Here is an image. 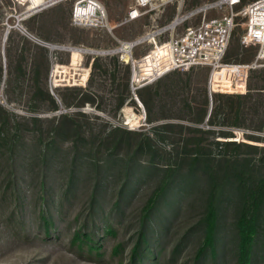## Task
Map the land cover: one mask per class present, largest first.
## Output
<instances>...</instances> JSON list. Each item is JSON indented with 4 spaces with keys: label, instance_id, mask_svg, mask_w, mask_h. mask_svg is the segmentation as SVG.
<instances>
[{
    "label": "rangeland",
    "instance_id": "obj_1",
    "mask_svg": "<svg viewBox=\"0 0 264 264\" xmlns=\"http://www.w3.org/2000/svg\"><path fill=\"white\" fill-rule=\"evenodd\" d=\"M98 1L116 23L132 5ZM216 1L156 3L107 33L70 25L73 0L25 19L27 3L0 0V264H240L241 215L253 223L247 264H264V67L244 98L213 95L208 114L207 68L164 74L138 103L111 51ZM225 11H194L174 31ZM241 32L237 17L229 61L255 56ZM142 42L133 56L151 48ZM229 104L241 107H216Z\"/></svg>",
    "mask_w": 264,
    "mask_h": 264
},
{
    "label": "built area",
    "instance_id": "obj_2",
    "mask_svg": "<svg viewBox=\"0 0 264 264\" xmlns=\"http://www.w3.org/2000/svg\"><path fill=\"white\" fill-rule=\"evenodd\" d=\"M16 1L19 4L27 3L25 11L19 17L25 19L40 9L64 0H43L44 2L36 5H32V0ZM165 1L167 0H132L127 15L116 23L107 20L105 7L98 0H73L70 23L74 26L99 28L110 33L119 24L135 20L144 11L152 10L154 4ZM240 4L241 0H218L204 4L185 15L175 17L177 23L172 26L171 22L136 39L117 40V46L111 51L118 55L120 62L129 66V85L134 98H137L138 89L154 83L164 74L199 67L208 69L206 85L202 86L201 92L211 101L209 114L215 93H241L249 72L264 67V0H249L235 10ZM223 6L227 7V11L222 14L202 16L197 23L187 25L178 32L174 31L177 24L193 15L194 11H204L205 14L209 8ZM237 17L242 21L240 45L244 48H256L255 56L249 62L229 61L225 57L237 25ZM20 28L23 29L21 26ZM169 28L174 32L157 42L155 37ZM145 39L152 41L151 48L139 56H133V48ZM261 138L264 140V132L261 133ZM229 139L237 140L238 137Z\"/></svg>",
    "mask_w": 264,
    "mask_h": 264
},
{
    "label": "trees",
    "instance_id": "obj_3",
    "mask_svg": "<svg viewBox=\"0 0 264 264\" xmlns=\"http://www.w3.org/2000/svg\"><path fill=\"white\" fill-rule=\"evenodd\" d=\"M127 66V65H126ZM128 67V66H127ZM138 91L137 90V97L139 99L138 96ZM141 95V93H140ZM142 96V95H141ZM143 99V101H140L142 103H147L148 101L141 97ZM140 99V100H142ZM128 118V117H127ZM228 145V144H226ZM234 147L232 150H238L239 148H241V144H236L233 143ZM207 235H206V242L207 243H211V237H210V233H211V229L213 227V212L212 209L210 208L208 215H207ZM237 229H238V234L240 237V241H239V246H240V256H239V263L240 264H247V247L249 245L250 239L248 237V232L253 230V223L251 219H248L246 215H241L236 223Z\"/></svg>",
    "mask_w": 264,
    "mask_h": 264
},
{
    "label": "crops",
    "instance_id": "obj_4",
    "mask_svg": "<svg viewBox=\"0 0 264 264\" xmlns=\"http://www.w3.org/2000/svg\"><path fill=\"white\" fill-rule=\"evenodd\" d=\"M55 5V4H54ZM50 7V6H49ZM47 8V7H46ZM70 10H71V7H70ZM70 10H69V18H68V20H69V24L70 25H72L71 23H70ZM89 28H91V27H89ZM96 29V28H95ZM99 29V28H98ZM107 32V31H106ZM107 33H109V32H107ZM112 33V32H111ZM59 46H62V45H59ZM70 58V57H69ZM251 61V60H250ZM240 62H244V61H240ZM246 62H249V61H246ZM122 63V62H121ZM126 65V64H125ZM252 70H254V69H252ZM251 70V71H252ZM250 71V72H251ZM250 72H249V74H250ZM248 77H249V75H248ZM247 81H248V78H247V80H246V85H245V88H242V91H241V93H239L238 94V96H237V98L239 97V98H244L245 96H246V93H247ZM148 87V86H147ZM143 88H145V87H142V88H140V89H138L139 90V92L141 93V95H142V97L143 98H145L147 101H148V97H146V94L144 93V91L142 90ZM216 94H227V95H232V93H215L214 95H216ZM230 97V96H229ZM239 100H242V99H239ZM219 102V100L217 99V103ZM214 105V102H212V111H214L213 110V106ZM209 107V104H206V105H204V107ZM203 107V106H202ZM216 107H218V109L220 108V109H225V111L226 112H231L232 110H237V109H239L240 107H241V105H237V106H234L233 107V105L232 104H229L228 106H225V107H221V106H216ZM211 113V112H210ZM208 114H209V108H208ZM221 115H224V112H221V111H218L217 113H216V119L217 120H219V118H220V116ZM229 127H231V128H233V127H235V125H232V124H230L229 125ZM218 129H219V127H218ZM262 132H264V131H262ZM233 134L235 135H245V134H247V129H241V130H237V131H234L233 132Z\"/></svg>",
    "mask_w": 264,
    "mask_h": 264
},
{
    "label": "bare ground",
    "instance_id": "obj_5",
    "mask_svg": "<svg viewBox=\"0 0 264 264\" xmlns=\"http://www.w3.org/2000/svg\"><path fill=\"white\" fill-rule=\"evenodd\" d=\"M40 2H44V1L43 0H32V5H36V4L40 3ZM176 23H177V21H175L174 23H172L171 26L174 25V24H176ZM68 49L71 50V48H68Z\"/></svg>",
    "mask_w": 264,
    "mask_h": 264
},
{
    "label": "water",
    "instance_id": "obj_6",
    "mask_svg": "<svg viewBox=\"0 0 264 264\" xmlns=\"http://www.w3.org/2000/svg\"><path fill=\"white\" fill-rule=\"evenodd\" d=\"M175 21H176V20L174 19V20L172 21V23H174ZM50 47H51V48H55L54 45H51ZM135 100H136L137 102H140L139 99H138V97H137ZM142 106H143V105H142Z\"/></svg>",
    "mask_w": 264,
    "mask_h": 264
}]
</instances>
